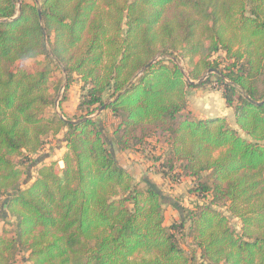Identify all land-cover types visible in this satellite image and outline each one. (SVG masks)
<instances>
[{"label": "trees", "instance_id": "trees-1", "mask_svg": "<svg viewBox=\"0 0 264 264\" xmlns=\"http://www.w3.org/2000/svg\"><path fill=\"white\" fill-rule=\"evenodd\" d=\"M41 56L45 67L21 66ZM212 77L235 127L188 111V89ZM76 79L74 116L47 112ZM103 106L112 139L93 116ZM63 131L64 165L20 186L24 163ZM160 136L163 178L212 193L191 209L171 200L183 214L172 224L165 194L116 158ZM1 197L17 227L0 235V264H191L180 234L204 264H264V0H0Z\"/></svg>", "mask_w": 264, "mask_h": 264}, {"label": "rangeland", "instance_id": "rangeland-1", "mask_svg": "<svg viewBox=\"0 0 264 264\" xmlns=\"http://www.w3.org/2000/svg\"><path fill=\"white\" fill-rule=\"evenodd\" d=\"M27 1L33 2L34 0ZM38 1L40 2L41 0ZM47 64L48 62L46 61L45 57L41 56L38 58H29L24 60L22 61L21 66L23 68L31 70L41 69ZM182 64L185 65V61H182ZM51 66L55 67L53 64H51ZM57 74L59 76H62V73L59 69L57 70ZM197 82L198 81H196V83ZM65 84L66 82L64 81L63 88L61 89L59 96L56 99V102L53 105L49 106L46 110L50 114H54L55 112L59 114L65 113L67 116L70 115L73 117L74 113H76L77 111V105L81 100V83L77 79L73 80L66 91L64 90ZM187 94L189 100L188 111L192 114L194 118L200 119L199 117L206 118L207 116L214 117L212 115L220 114L221 111L225 109L224 104L222 103L223 88L215 77H212L211 82L207 83L205 86L189 88ZM62 97H64V101L62 107H60L59 102ZM93 116L98 118V121L101 122V125L104 128L105 134L112 139L116 119L112 116L111 112L102 111L99 114L95 112ZM227 118L230 125L235 127V116ZM65 134L66 131H63L57 137H51L50 141L44 146V148L39 153L32 155L31 160L24 163L23 167L26 169V173L24 175V179L20 182V186L25 188L27 185H29L37 176L38 168L43 164H49L52 161H59V167H62L64 165V163L60 160L66 150V143L63 141ZM158 139V141L155 139L150 144H147L146 147L142 150L146 158L153 162H160L158 160V157L165 154L168 148V143L165 137L160 136ZM109 141L111 143L110 139ZM154 145L157 146V150H154ZM110 147L112 148V144H110ZM15 159L20 163L24 161V159L19 157H16ZM157 169L160 170L161 167H157ZM188 178H190V180L192 181H185L187 180V177H183L182 180L176 182L172 181L170 178H167V181L170 182L169 185H178L180 191H178V193L171 192L172 188H169L170 190L166 188L165 194L172 196V198H175V203L180 205V209L183 210L194 208L197 203L210 202V200L212 199V193L208 192L205 196H203V193H199L198 191H192V189L197 188V184H195V180L193 178ZM136 182H138L139 185H143L141 187L146 186V184H142L141 181L136 180ZM3 202L4 197H1L0 235L4 233L13 234L17 227V219L5 211ZM219 208L222 211H225L226 214L230 216L232 224L238 230H240V221L237 218L231 216V214L227 210V206L221 205L219 206ZM164 214L166 218V224L179 222L181 220V216H183V214L181 215L179 210H177L170 204L164 205ZM179 238L182 245L188 251L189 255L192 258L191 264H204L200 257L199 249L189 241V238L181 234L179 235ZM26 256L27 255L25 254L20 255L14 263L29 264L27 262Z\"/></svg>", "mask_w": 264, "mask_h": 264}, {"label": "crops", "instance_id": "crops-1", "mask_svg": "<svg viewBox=\"0 0 264 264\" xmlns=\"http://www.w3.org/2000/svg\"><path fill=\"white\" fill-rule=\"evenodd\" d=\"M222 103L224 104L225 109H223L220 114L212 115V116H226L229 118H231L232 116L234 117L235 115L232 108L227 107L223 96H222ZM116 158L118 162L123 167L128 169L131 172V174L135 177V179L137 181H141L142 184L145 185L147 182L156 184V186L163 192V194L166 193V188L167 189L172 188L171 192L178 193V191H180L178 185H174V184L169 185L170 182L167 181V179L163 178L162 174L160 173V170L157 169V167H160V162H153L148 160L142 151H134V150L117 151ZM185 181L191 182L192 180H190V178L187 177V180ZM165 196L167 197L168 201L170 200L169 201L170 205L176 208L172 204V201H174L175 198H172V196L167 194H165ZM176 209L178 210V208Z\"/></svg>", "mask_w": 264, "mask_h": 264}, {"label": "water", "instance_id": "water-1", "mask_svg": "<svg viewBox=\"0 0 264 264\" xmlns=\"http://www.w3.org/2000/svg\"><path fill=\"white\" fill-rule=\"evenodd\" d=\"M210 72H211V70H210ZM187 79L189 80V82H190L191 84L196 83L195 81H192V80H190L189 78H187ZM254 103L260 104L259 102H254ZM104 108H105V106H103V107H102L97 113L99 114L100 112H102V111L104 110ZM61 117L64 119L63 115H61Z\"/></svg>", "mask_w": 264, "mask_h": 264}]
</instances>
